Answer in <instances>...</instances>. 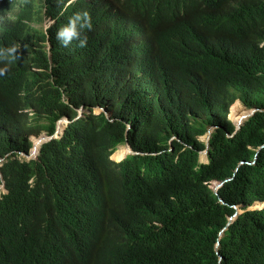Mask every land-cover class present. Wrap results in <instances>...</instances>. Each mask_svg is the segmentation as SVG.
<instances>
[{
	"label": "trees",
	"instance_id": "1",
	"mask_svg": "<svg viewBox=\"0 0 264 264\" xmlns=\"http://www.w3.org/2000/svg\"><path fill=\"white\" fill-rule=\"evenodd\" d=\"M96 2L111 27L93 52L62 47L57 25L50 48L43 32L22 35L17 52L0 57V264H107L106 252L124 251V264H264V208L248 209L264 202V0ZM33 9L28 2L30 19ZM114 26L132 32L144 81L123 86L111 71ZM8 47L5 37L0 50ZM238 99L263 111L230 137ZM96 105L112 120L85 114L36 159L19 158L31 136ZM242 112L232 107L235 126ZM213 126L200 163L199 138ZM126 140L143 154L112 161ZM234 173L216 195L213 183ZM234 206L243 212L218 254ZM103 225L114 239L97 248Z\"/></svg>",
	"mask_w": 264,
	"mask_h": 264
},
{
	"label": "clouds",
	"instance_id": "2",
	"mask_svg": "<svg viewBox=\"0 0 264 264\" xmlns=\"http://www.w3.org/2000/svg\"><path fill=\"white\" fill-rule=\"evenodd\" d=\"M30 1L34 3V9L32 10L34 15L32 19L29 18V12H28V2ZM107 16H108L107 10L103 6L99 5L96 2V0H2V2H0V43L5 37H8V39L10 40V47H8L7 50H0V57L5 56V51L7 55L9 56L16 53L17 47L15 46L11 47V43L20 39L22 35L24 36L36 35L37 36L43 32L46 35V41L44 42V44L48 48H50L49 31L57 25L59 26L56 30L57 32L56 38L62 44V47L66 49L68 47L78 44L79 47L83 48L86 46L87 48H90V50L93 52L92 43L96 42L97 40H100L102 36L106 35L110 31L111 25H109V21L106 18ZM62 18H65L66 21H68V23L65 24L66 26L64 27H61L59 23V21ZM114 30L115 32H118L117 34L118 39H117L116 45L111 50V55L109 56V59L112 60V62L110 63L111 65L110 69H112L111 71H113L117 75L120 83L123 86L129 85V84L134 85L135 84V79H133L134 76H137L141 81H144L145 76L136 71V63H135L134 56H133L134 52L131 49V43H130V34L132 32L128 29H123V28H119L116 26H114ZM3 74H4V70H0V75H3ZM235 103L242 104V106L245 108L246 111L252 110L254 108L246 107L241 102L240 99L236 100L230 106L229 113H228V120L233 124L236 130L237 126L234 125V123L231 121V118H230L231 109ZM256 109L257 111H263L258 108ZM75 110L77 111V116L73 118L72 120L68 117H62L56 122V130L54 134L48 135L47 133L43 132L39 136H35V135L31 136L30 139L32 142V148L30 152L20 153L19 158L21 160H25L21 156L31 155V151L34 149V138L35 139L41 138L42 140L44 136L51 137V139L48 141L44 140L43 144L53 139H60L63 136L64 131L67 128V126L71 124L72 122L81 119L85 114L93 113L97 115L100 113H104L108 119L112 120L111 113L108 112L105 107H102L100 105H96L92 107V109H89L85 106H80L79 108ZM251 117H249L244 122V124ZM216 128L217 127L215 126L210 127L208 131L212 129V133H213ZM130 129H131V126L129 124L127 126V130H130ZM207 133L204 136H201L199 138L202 142L205 143V145H206ZM228 135L230 137H233L234 133L231 135L230 134ZM175 138L176 137L171 138L169 142L171 146V151L173 149L172 140H174ZM42 145L37 149L39 152H36L35 156H26V157L28 158L31 157L32 158L31 160L36 159L40 153V149ZM120 145H126L130 149V153L127 154L122 160L116 161L112 158V156L118 150ZM120 145L110 156V159L116 163L123 162L130 155L134 156V155L143 154L141 152L134 151L129 145L127 140L125 143L120 144ZM209 147H210V140H209ZM263 148L264 146L260 147V149H263ZM204 151H202L200 154H203ZM258 152L255 155V159L251 163L246 162V164H249V165L255 164L257 160ZM208 154H209V151H208ZM206 158H207L206 162L199 160L200 163L207 164L209 162L208 155L206 156ZM0 162L3 163L4 158H0ZM242 164H244V162L240 163V165ZM237 171H238V168L236 169L235 173ZM235 173L233 177L228 178L230 179L229 181L234 179ZM219 183L221 182L213 183V186H212L213 191L216 185ZM2 189L5 190L4 185L1 187V190ZM222 204H225V203H222ZM257 204L262 205L261 208H257V209L264 208V202H257L254 205L249 206L248 209L249 210L256 209L254 206ZM234 209L236 210V212L232 216H229L228 218V223L230 222V224L228 225L227 223V225L222 229V231L219 234V239L216 243V251L218 254H219L218 250L220 248V239L223 237L226 229H228V227L243 212V210L239 206H234ZM95 233L101 236V244L97 248H105L104 242L107 243L114 239L113 236L109 235L104 225L101 228L97 229ZM124 258H125V251L123 254L119 256H113L112 254L106 252L104 260L107 264H124V260H125ZM221 260H222V257L220 256V261Z\"/></svg>",
	"mask_w": 264,
	"mask_h": 264
},
{
	"label": "water",
	"instance_id": "3",
	"mask_svg": "<svg viewBox=\"0 0 264 264\" xmlns=\"http://www.w3.org/2000/svg\"><path fill=\"white\" fill-rule=\"evenodd\" d=\"M256 111H257L256 108H254V109H252V110H249V114H248L247 116H244L243 121L241 120V121L239 122V124L237 125L236 130H235V132H234V135H235V134L241 129V127L243 126L244 122H245L249 117H251L252 115H254V114L256 113ZM211 134H212V129H210V130L208 131V133H207V137H206V150L203 152V154L206 155V156L208 155V151H209V140H210ZM43 139H45V140L48 141V140L51 139V137L44 136V137L42 138V140H43ZM37 149H38V148L34 147V149L31 151V155H26V156H35L36 152H39ZM253 163H255V162H253ZM229 180H230V179H227V180H225V181H223V182L217 184L216 187H215V189H214L215 193L218 194V189H219L220 187H222V186L224 185V183L227 182V181H229ZM220 201H221L222 203H224L223 200L220 199ZM229 224H230V222L228 223V225H229Z\"/></svg>",
	"mask_w": 264,
	"mask_h": 264
},
{
	"label": "bare ground",
	"instance_id": "4",
	"mask_svg": "<svg viewBox=\"0 0 264 264\" xmlns=\"http://www.w3.org/2000/svg\"><path fill=\"white\" fill-rule=\"evenodd\" d=\"M248 114L249 112H242L239 118L236 119L237 125L239 124L241 119L244 118V116H247ZM44 140L45 139L41 140V138H37V139L34 138V147L39 148L43 144ZM129 153H130V149L127 146H123V147L118 148V150L114 153L112 158L116 161L121 160ZM202 157L203 159H205V156L203 154H202Z\"/></svg>",
	"mask_w": 264,
	"mask_h": 264
},
{
	"label": "rangeland",
	"instance_id": "5",
	"mask_svg": "<svg viewBox=\"0 0 264 264\" xmlns=\"http://www.w3.org/2000/svg\"><path fill=\"white\" fill-rule=\"evenodd\" d=\"M235 104H236V103H235ZM235 104H234V105H235ZM241 105H242V104H241ZM62 128H64V127H62ZM203 138H204V137H203ZM37 141H38V140H37ZM123 146H126V145H120L119 148H120V147H123ZM21 157H22L23 159L27 160V161H29V160L32 159L31 157L28 158V157H26V156H24V155L21 156ZM205 158H206V156H205ZM121 160H122V159H121ZM200 160H202L203 162H206V161H207V158H206V160H203L202 154H200ZM117 161H120V160H117ZM1 164H2V163L0 162V165H1ZM2 190H3V189H2ZM3 192H5V190H3ZM254 207L257 209V208H261L262 205L257 204V205H255Z\"/></svg>",
	"mask_w": 264,
	"mask_h": 264
}]
</instances>
